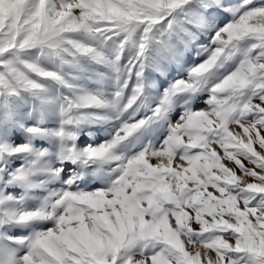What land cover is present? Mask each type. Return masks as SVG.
<instances>
[{
  "label": "snow or ice",
  "instance_id": "snow-or-ice-1",
  "mask_svg": "<svg viewBox=\"0 0 264 264\" xmlns=\"http://www.w3.org/2000/svg\"><path fill=\"white\" fill-rule=\"evenodd\" d=\"M0 264H264V0H0Z\"/></svg>",
  "mask_w": 264,
  "mask_h": 264
}]
</instances>
